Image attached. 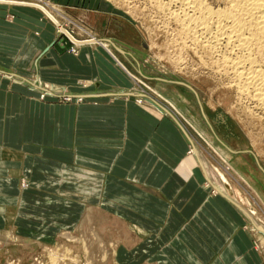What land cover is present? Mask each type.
Segmentation results:
<instances>
[{"label": "crops", "instance_id": "crops-1", "mask_svg": "<svg viewBox=\"0 0 264 264\" xmlns=\"http://www.w3.org/2000/svg\"><path fill=\"white\" fill-rule=\"evenodd\" d=\"M27 33L21 23L0 21V64L24 75L34 61L41 82L63 85L83 100L41 101L27 86L3 80L4 224L13 218L17 235L43 241L95 208L123 234L116 264H264L244 228L247 213L229 194L209 193L208 160L196 146L190 154L179 119L119 94L132 80L116 54L119 64L107 48L83 42L75 55L51 23L32 36L30 48Z\"/></svg>", "mask_w": 264, "mask_h": 264}, {"label": "rangeland", "instance_id": "rangeland-1", "mask_svg": "<svg viewBox=\"0 0 264 264\" xmlns=\"http://www.w3.org/2000/svg\"><path fill=\"white\" fill-rule=\"evenodd\" d=\"M9 1L45 6L77 40L99 46L107 44L112 49L125 64L127 73L133 75L130 76L132 86L118 91L119 94L124 100L134 99L140 105L162 111L165 115L171 113L179 119L189 134L191 147L196 146L203 151L208 160L212 183L206 186L209 193L216 194V186L247 213L249 218L245 216L244 228L251 234L253 245L259 248L264 262V234L256 229L258 227L264 232V109L240 95L224 49L219 50L212 45L214 50L210 51L211 45L204 46L201 41L193 44L191 39L184 38L180 24L177 25L169 14L171 11L161 8L164 0ZM158 2L160 7H157ZM178 7L174 6L173 10H178ZM40 12L42 15L39 16L23 7L0 4V21L27 26L30 48L33 35L45 31L49 23L54 25ZM54 29L59 42L64 44L66 40L68 50L79 54L76 44L65 34H59L55 25ZM104 38L111 40L119 49L132 53L139 62L129 54L121 53ZM21 47L19 42L12 45L13 54L18 56ZM33 63L29 62L28 73L24 75L16 72L15 66L0 64V88H3L5 80L27 86L38 94L41 101L71 105L83 100L63 85L41 82ZM23 186L26 188L29 184L24 182ZM102 217H96L91 225H85L86 215L72 229L58 226L54 233L56 236L43 241L17 235L13 218L7 224L0 220V264H116V251L122 244L123 234L117 232L115 220ZM7 231L13 233V238H6ZM93 231L98 237L93 236ZM65 234L81 241L69 240ZM99 237L107 245L108 257L103 252L99 253ZM85 240L89 245L97 241L87 255ZM91 253L93 258L88 256ZM53 258H57L56 262Z\"/></svg>", "mask_w": 264, "mask_h": 264}, {"label": "bare ground", "instance_id": "bare-ground-1", "mask_svg": "<svg viewBox=\"0 0 264 264\" xmlns=\"http://www.w3.org/2000/svg\"><path fill=\"white\" fill-rule=\"evenodd\" d=\"M159 2L157 7L159 6ZM0 4L27 6L40 10L54 23L55 27L58 28L57 31L59 34H65L78 48H80L83 43L77 40V38L73 36L72 33L60 23L58 18L53 15L49 9L45 8V6L36 3L9 0H0ZM161 4V8L171 11L168 10L170 12L169 14L172 15V20L174 18L176 20V22H174L177 25L180 24L179 27L182 28V32L180 31V33L184 35V38L191 39L193 44L196 41H201L206 43H203L204 46L209 45L210 47V45H213L218 49H224V56L227 55L225 58L230 64V69L235 77L236 87L241 93L240 95L247 97L249 102L253 101L261 107V109H264V0H164V3ZM174 6H179V9L173 10ZM161 8L159 9L161 10ZM166 29L168 28L166 27ZM179 39L180 41L182 40L181 36ZM183 42L184 43H181L184 46L185 41ZM102 46L107 48L106 51L119 63L118 59H116L117 57L108 48V45L102 44ZM213 46L210 48V51ZM207 49L209 50V48ZM216 55L218 56V54ZM221 58L225 60L223 56H221ZM121 65L126 69L122 63ZM223 66L225 65L223 64ZM126 71L128 70L126 69ZM228 71L230 73V70ZM128 73L129 76L133 77L130 72ZM224 74H226V72ZM191 153L195 154L193 148L190 150V154ZM208 184L211 185V181ZM215 189L217 195L223 193L220 189ZM102 216L100 209H90L83 224L91 225L96 217L100 218ZM256 229L261 234H264L258 227ZM92 233L94 237H98L96 232L93 231ZM12 234L8 232V235L5 236L11 239L13 238ZM64 236L74 242L78 240L79 242L81 241L71 234H65ZM98 241L100 243V247L98 248L100 250L99 253L103 252L105 257H108L109 251L106 243H104L100 237ZM83 243L85 244V252L87 255L97 241L92 242L90 245L88 244V240L83 241ZM88 256L94 257L92 253ZM53 260L56 262L57 258H53Z\"/></svg>", "mask_w": 264, "mask_h": 264}]
</instances>
